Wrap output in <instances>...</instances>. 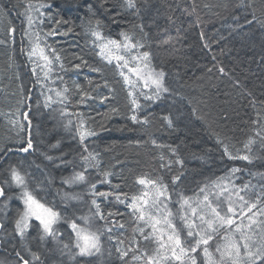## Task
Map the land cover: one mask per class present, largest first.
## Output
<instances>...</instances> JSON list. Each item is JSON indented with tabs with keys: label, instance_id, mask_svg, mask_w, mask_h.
<instances>
[{
	"label": "trees",
	"instance_id": "16d2710c",
	"mask_svg": "<svg viewBox=\"0 0 264 264\" xmlns=\"http://www.w3.org/2000/svg\"><path fill=\"white\" fill-rule=\"evenodd\" d=\"M133 3L134 7L128 6V0H0V186L5 187L7 197L0 198V257L7 254L18 264L22 261L17 253L30 264L67 262L56 261L63 257L62 252L40 239L42 230L38 222H32L23 237L16 232L15 221L23 210L20 190L4 184L13 167L29 174V187L35 189L42 202L76 220L81 208L84 211L91 204L94 197L89 192V182H95L96 192L110 193L107 198L95 197L105 221L117 219L124 224L113 235L114 239L120 244L129 240L134 245L127 202L121 203L116 194H127L121 196L125 201L139 194L135 186L139 176L159 178L166 184L171 195L168 207L176 213L178 193L193 196L212 180L230 175L238 181L262 165L230 159L224 145L233 154L252 157L259 152L264 161V139L256 134L264 132V0ZM29 4L33 8L48 5L40 9L44 15L39 16L34 29L41 45L53 43L60 55L63 68L56 62L52 67L59 68L56 76L63 88H68L67 101L54 102L49 108L42 105L50 92L35 91L38 81L30 78L31 66L37 65L28 56L32 45L27 47V35L24 43L20 44L18 39L16 44H10L9 27L27 15L34 20L38 15L28 8ZM253 16V22L247 23ZM97 27L106 39L122 41L121 34L128 33L144 45L133 51L149 52L150 65L165 71V86L170 91L164 93L162 102L150 112L136 109L138 117H148L147 125L128 119L132 114L129 90L116 62L108 63L97 54L96 44L100 42L93 43L95 37L90 31ZM53 31L54 35H48ZM46 52L50 54L48 49ZM81 90L95 99L86 98L81 103ZM101 95L109 98L101 101ZM51 96L54 101L58 99ZM113 107L119 111L111 113ZM61 109L67 115L62 116ZM79 113L87 127L97 132L83 142L75 129ZM166 116L171 125L164 119ZM68 119L74 122L70 128L64 126ZM29 139L33 147L27 153L18 151ZM249 140L253 141L254 152L244 148ZM85 145L89 152L99 153V167L88 168L85 182L64 183L83 170L81 156L87 154ZM234 168L240 171L232 173ZM105 171L111 172L107 177L110 183L101 182L105 181ZM177 176L179 180L173 183ZM5 204L10 206L9 212ZM94 211L91 205L89 215ZM109 212L113 215L108 216ZM150 243L152 250L155 245L151 240ZM33 252L39 260L33 259Z\"/></svg>",
	"mask_w": 264,
	"mask_h": 264
},
{
	"label": "snow or ice",
	"instance_id": "6c2138e0",
	"mask_svg": "<svg viewBox=\"0 0 264 264\" xmlns=\"http://www.w3.org/2000/svg\"><path fill=\"white\" fill-rule=\"evenodd\" d=\"M48 5L39 4L33 8L31 4L28 8L35 11L38 15L34 20L32 15H27V25L31 29L32 25L39 20V16L44 15L40 12V9ZM128 6L134 7L133 0H128ZM255 19L247 20V23H252ZM42 23V21H39ZM14 31V29H10ZM68 32L71 28L67 29ZM91 35L95 37L99 44L96 47L99 49L98 55L108 63L116 62V67L120 70V75L123 77L124 83L129 87L128 96L130 98V111L131 115L128 117L134 124L149 123L147 116L143 118L138 117L136 109L141 108V104L137 98V94L132 83L134 77L137 82L142 81L143 88H150V94L141 92L146 100H158L162 97V94L168 93L170 90L165 86L164 76L165 73L156 71L150 67V53L134 52L143 48L144 45L134 40L128 33H122L123 40L117 41L113 39H106L97 28L90 30ZM55 32H49L48 35H54ZM66 34V33H61ZM28 35L30 43L32 45L28 52L29 58L38 57L36 61L37 67H40L43 72V79H49V73L54 69L53 63L59 64L60 68H63V64L60 62V55L56 52V49L49 48L48 45L41 47L40 36L36 32L26 33ZM3 43V41H0ZM46 49H49L50 54L46 53ZM133 62V63H130ZM82 63L87 64V61ZM79 68L80 65H75ZM127 69V72L124 71ZM93 71L100 72L99 68H92ZM220 72L223 73L224 69L220 68ZM33 72H36V68H33ZM62 79V78H61ZM55 81H53L54 83ZM43 87V84H42ZM80 89L79 85L75 86ZM49 92H54L57 100H53L51 95L45 96L43 101L45 107H50L51 103H64L68 97L65 93L68 92L67 86L60 89L48 88ZM43 95V93H41ZM95 99L88 91L81 90V103L85 99ZM107 95L99 96L101 101L107 100ZM61 115H67L64 109H61ZM119 110L115 107L110 109L111 113H116ZM78 122L75 123L76 134L79 135L81 142L86 137L97 135L96 130L87 127L84 116L82 113L76 114ZM107 115V114H106ZM27 118V113H25ZM171 125L172 121L170 117H164ZM258 122V121H257ZM30 123V121H29ZM73 121L68 119L64 122L66 128L73 126ZM264 139V132L258 131L256 133ZM249 140L244 145L245 149H249V145L252 143ZM137 143H141L137 141ZM153 144H156L155 140H152ZM158 147H165L164 145H157ZM33 147L31 140L29 139L26 146L19 148L18 151L27 153ZM170 147V146H168ZM175 152V149H171ZM84 152L86 155H82L81 159L84 162L83 170L75 172L72 176L65 179L66 184H75L77 182H85L88 168H98L99 153L89 152L88 146H84ZM224 152L230 159H241L245 161L251 160L250 154H239V152L233 154L229 151L227 145H224ZM51 159V157H49ZM163 159V157H162ZM182 164V161L177 160ZM164 165H162L163 167ZM239 168L231 170L232 173L239 172ZM105 181L108 182L107 177L111 175V172L102 173ZM28 173H21L15 167L10 169V179L5 181L8 187L13 185L20 191L18 197L23 205V210L19 215V218L15 221L16 232L23 237L25 231L30 227V221L34 218L38 221V227L42 228V235L40 239L46 237H52L54 240L58 238V231L54 228V225L61 218L59 211L54 210L47 202H42L41 198H38L36 191L29 187ZM179 180V177H175L173 183ZM136 183L142 186L141 191L137 195H133L129 200H121V196L127 194L117 193L116 199L121 203L127 202V206L132 210V215L138 222H143V227L137 226L136 231L143 237L145 241L151 240L155 247L151 253L147 250L140 252L139 255L135 254L136 249H132L134 252L132 260H143V264H197V259L193 255L197 250H201L205 258L204 264H261L264 262V189L261 193H255L249 191V184H243L236 186L230 175L220 177L216 180H212L209 183L204 184L199 188L198 194L193 196H185L181 193L177 194L176 203L179 204V208L176 213L168 207L171 201V195L168 193V186L164 184L159 178H150L146 175L139 176ZM96 183L89 182V192L94 197L91 200V205L94 206L95 211L91 216L79 217L83 221V224H78L76 219L69 220L71 229L75 234L74 247L78 249L77 255L91 256L101 251V236L107 232L111 233L113 226L123 228V223H118L114 220H109L103 226H93L92 217H98L100 220H105V214L101 212L100 205L97 203L95 197H105L110 195L108 192L100 191L96 192ZM241 193H244L243 195ZM0 198L7 199L5 195V187L0 186ZM68 199H78L76 196L67 197ZM7 205L5 204V207ZM255 210V211H254ZM91 211V209H90ZM251 213V215H249ZM108 216H112L113 213L109 212ZM245 217L247 222L245 223ZM179 220V224L177 223ZM3 227V225H0ZM150 229V231H147ZM185 232L186 238L182 239L181 233ZM221 229L224 231L221 232ZM220 235L223 243H217L215 246V253H218V258L214 256L213 252L209 249L210 242ZM109 239H112L109 236ZM121 243H123L121 241ZM133 243L136 244L137 249L139 244L135 239ZM68 244H64V248H68ZM243 249V252H242ZM120 258L128 256V249L117 248ZM33 259L39 260L37 253H31ZM17 256H20L17 253ZM22 264H30L29 260L20 256Z\"/></svg>",
	"mask_w": 264,
	"mask_h": 264
},
{
	"label": "bare ground",
	"instance_id": "6f19581e",
	"mask_svg": "<svg viewBox=\"0 0 264 264\" xmlns=\"http://www.w3.org/2000/svg\"><path fill=\"white\" fill-rule=\"evenodd\" d=\"M27 3H30L29 1ZM25 8V6H24ZM33 28L29 29L28 25H27V21H26V16L19 20L16 21L14 24H12L9 27L10 29H14V31H10V44H16L18 42L19 39V43H24V40L26 39V33L30 32H35L36 29H34V24L32 25ZM27 27V28H26ZM28 37V35H27ZM204 45H209L207 43V41H203ZM53 44V43H52ZM51 44V46H49V48H54L53 45ZM29 46H31L29 37H28V41H27V47L29 48ZM32 47V46H31ZM41 47H44L41 45ZM31 49V48H30ZM55 49V48H54ZM49 50V49H48ZM26 50L23 49V52H25ZM30 51V50H29ZM137 52V51H134ZM47 53V52H46ZM48 54V53H47ZM37 58V57H32ZM114 62V61H113ZM130 63H133L130 61ZM36 68V72H31L30 78L31 80H37L38 81V85H36L35 87V91H48V88H53V89H60L63 90V86L61 83V80L56 76L57 75V70H59V68H53L54 70L49 73V79L44 80L43 79V72L41 71L40 67H37L35 65L31 66V70L33 71V68ZM151 68L155 69L156 71H161L162 68L157 67L156 65H150ZM125 72H127V69H124ZM163 72H165L164 70H162ZM65 74V73H64ZM121 79L123 80V77L120 75ZM44 80L42 81L41 80ZM53 81H55L53 83ZM124 81V80H123ZM142 82V81H141ZM132 83L134 85H139V88L136 91L137 94V98L139 100V103L142 104L140 111H143L144 109H147L148 112L152 111L154 107H156L157 105H159L162 100L163 97H161L158 100H146L144 98L143 95H141L140 93L143 91L145 93H149L150 94V88H143V82L140 84L139 82H134L132 81ZM164 83H165V76H164ZM43 84V87H42ZM166 85V83H165ZM127 86V85H126ZM127 89L129 90V87L127 86ZM49 92V91H48ZM54 94V92H50V95ZM164 94H162L163 96ZM30 97V95H29ZM28 97V98H29ZM54 100V98H53ZM57 100V99H56ZM39 103V102H38ZM52 105V103H51ZM42 107H44V103L42 105ZM49 108V107H48ZM21 116V115H20ZM253 145L250 144L249 145V149L247 150H252L253 151ZM254 152V151H253ZM255 153V154H254ZM251 160H250V165L255 164L256 162H260L262 165H264V161L262 158V154L259 152H254ZM260 166L257 167L255 169H252L251 171H249V173L247 174V176H243L242 178V182L244 183V179H246V184H249L251 186H249V191L250 192H255V193H261V190L264 189V166ZM233 183L235 184V181L232 180ZM135 186L138 187V192L141 191L142 186L138 185L137 183L135 184ZM123 198H121L122 200ZM76 200H80V199H76ZM124 200V199H123ZM72 203H76V204H81L80 201H74ZM262 203H264V200H262ZM128 207V206H127ZM81 208V206H80ZM7 212L10 211V206H7ZM82 210L79 212L80 213V217L82 216H91L90 214V209H91V204H89L86 208H81ZM55 210V209H54ZM57 211V210H56ZM82 211L84 212L83 215H81ZM128 212L130 214V217H128V219L130 220L131 223V232H130V238H132V240L135 239V241L138 242L139 244V248L137 249L136 244H134L133 249H136L135 254L139 255L140 248H143L142 251L147 250L149 253H151L152 250H150L151 248V243L150 240L145 241L143 239V237L139 234V232L136 231L137 226H141L143 227V222H138L135 220V217L132 215V210L128 207ZM61 214V218L58 221V224L56 223L54 225V228L58 231L59 235L57 239H53L52 237H46L44 239L45 244L50 246L52 249L53 248H59V250L62 252L63 257L61 256L60 258L56 259V261H67L68 259H71V257H74L75 262H73V264H122L123 261H125L126 259L128 260L129 258H132L134 252H128V256L124 257L123 259L120 258L119 253L116 251L117 248H121V249H126V241H123V244H120L116 241V239H114L113 235H115V233L117 234L120 231L119 227L113 226V230L111 233H107L105 232L102 236H101V251L99 253H95L91 256L85 255V256H81V255H77L76 253L78 252V249H76L74 247L75 244V234L73 232V230L70 227L69 224V220L68 219H72L69 218L68 216L65 217L62 213ZM114 221L118 222L117 219H113ZM32 222H38L35 220H32L30 222V225L32 224ZM76 222L78 224H83V221L78 219L76 220ZM107 221L105 220H100L98 217L96 218V220L94 219V217H92V223L93 226H103L105 225ZM119 223V222H118ZM177 223L179 224V220H177ZM42 230V228H41ZM147 231H150V229H148ZM224 230L221 229V232H223ZM184 232L181 233L182 236H184ZM109 236L112 237V239H109ZM127 243H130L129 240L127 241ZM64 244H68L69 247L68 248H64ZM147 245H149L147 247ZM145 247V248H144ZM18 251L17 249H14V252ZM2 252V251H1ZM17 253V252H16ZM30 255V254H28ZM18 257V256H17ZM20 257V256H19ZM18 264L17 262H14L13 260L9 259V255L7 254H3V256L0 257V264ZM34 264H40L38 262L34 263Z\"/></svg>",
	"mask_w": 264,
	"mask_h": 264
},
{
	"label": "rangeland",
	"instance_id": "374dc122",
	"mask_svg": "<svg viewBox=\"0 0 264 264\" xmlns=\"http://www.w3.org/2000/svg\"><path fill=\"white\" fill-rule=\"evenodd\" d=\"M35 59V61H37V59H38V57L37 58H34ZM132 81H134V82H137L136 80H135V78L133 77L132 78ZM139 83L141 84L142 82L141 81H139ZM134 85V84H133ZM139 88V85L137 86V85H134V89H135V92L137 91V89ZM21 115V114H20ZM244 183L246 184V179H244ZM235 185L236 186H240V185H243V182H242V179L241 180H238V181H236L235 180ZM249 186H251V185H249ZM242 195L244 194V193H241ZM255 211V210H254ZM249 215H251V213H249ZM32 220H35L34 218L32 219ZM31 220V221H32ZM30 221V222H31ZM36 221V220H35ZM59 221V220H58ZM247 222V218L245 217V223ZM57 224H58V222H57ZM186 232V229L184 230V233ZM182 239H191V238H186L185 237V234H184V236H182ZM217 243H223V240H222V238H221V236L220 235H217L211 242H210V244H209V249H210V251L211 252H213V254H214V256H216L217 258H218V253H215V246L217 245ZM133 245L131 244V243H127L126 242V249H128L129 250V252H132V249H133ZM198 254L197 255H195V253L193 254L195 257H196V259H197V264H204V261H205V258H204V256H203V253H202V251L201 250H198ZM242 252H243V249H242ZM73 262H75V260H74V257H71V259H68L67 260V262H66V264H73ZM15 264V263H14ZM122 264H143V261L142 260H140V261H134V260H132V258H129L128 260L126 259L125 261H123L122 262ZM261 264H264V262H261Z\"/></svg>",
	"mask_w": 264,
	"mask_h": 264
}]
</instances>
